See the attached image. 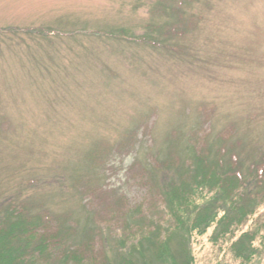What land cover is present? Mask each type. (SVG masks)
<instances>
[{"label":"rangeland","instance_id":"obj_1","mask_svg":"<svg viewBox=\"0 0 264 264\" xmlns=\"http://www.w3.org/2000/svg\"><path fill=\"white\" fill-rule=\"evenodd\" d=\"M158 26L166 48L142 43ZM225 137L264 163V0H0V208L54 216L38 237L90 245L70 263L164 242V190ZM247 231L264 264V205L230 238L193 234L194 264H249Z\"/></svg>","mask_w":264,"mask_h":264},{"label":"trees","instance_id":"obj_2","mask_svg":"<svg viewBox=\"0 0 264 264\" xmlns=\"http://www.w3.org/2000/svg\"><path fill=\"white\" fill-rule=\"evenodd\" d=\"M155 29L161 33L162 41L145 38L142 43L165 47L171 38L170 28L165 30L158 26ZM131 41L139 43L136 38ZM221 141L214 154L212 146H205L203 155L195 159L192 169L180 164L177 169L181 174L179 180H173L164 190L168 214L173 219V225L163 233L164 242L160 241L161 234L154 232L153 235L150 231L147 239L150 247L145 249L140 243L141 249L136 250L137 246L131 245L128 254L120 256L122 264H136L130 261L136 253L145 264H194L189 246L193 234H204L215 228L217 238H230L253 219L264 205V163L247 164L228 137ZM9 206L0 208V264H72L70 261L80 259L82 248L90 246L81 240L79 245L74 244L71 248L62 244L60 237H38L43 221H49L46 217L54 216L43 211L33 212L36 206L29 203ZM56 221L61 223L60 218ZM65 231L70 233L69 229ZM258 232H242L232 245V251L244 263L251 264L258 256L254 247ZM75 233L77 231L71 229V236ZM61 246L63 257L55 260L54 248ZM152 251L153 255L149 253Z\"/></svg>","mask_w":264,"mask_h":264}]
</instances>
